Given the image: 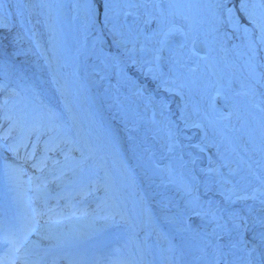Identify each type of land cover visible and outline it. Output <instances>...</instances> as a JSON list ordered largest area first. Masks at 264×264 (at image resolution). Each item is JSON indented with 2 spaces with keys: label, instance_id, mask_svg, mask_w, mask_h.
<instances>
[{
  "label": "bare ground",
  "instance_id": "1",
  "mask_svg": "<svg viewBox=\"0 0 264 264\" xmlns=\"http://www.w3.org/2000/svg\"><path fill=\"white\" fill-rule=\"evenodd\" d=\"M41 3L47 9L60 67L74 85L80 114L94 143L111 155L117 176L128 180L135 213L146 226L147 248L157 264H259L264 246L252 249L253 244L260 245L257 234L264 230V189L258 188V179L264 180V175L250 173L236 155L227 154L230 149L224 137L207 120L213 112L192 116L188 108L193 106L186 104L184 95L192 101V96L201 99L205 94L189 85L178 86L195 70L204 84L217 85L236 116L240 115L242 95L231 88L228 73L219 64L203 18L206 6L200 0ZM196 36L201 40V53H193L190 47ZM141 84L147 91L138 93ZM149 85H154L153 93ZM219 103H226L223 96ZM172 114L177 129L166 125ZM258 119L264 123L260 112ZM232 126L229 120L219 123L231 134ZM234 130L236 134L240 131L238 124ZM61 131L68 133L66 126ZM247 132V144L264 150L253 128L247 126ZM198 134L203 140L197 143V151L187 150ZM170 135H175L174 142ZM25 178L18 175L17 182L26 184ZM94 203L81 206L86 212ZM104 209L103 205L95 208L87 225L98 228L103 218L119 215L114 210L100 215ZM56 229L66 239L62 228ZM44 231L45 239L55 240L47 228Z\"/></svg>",
  "mask_w": 264,
  "mask_h": 264
},
{
  "label": "rangeland",
  "instance_id": "2",
  "mask_svg": "<svg viewBox=\"0 0 264 264\" xmlns=\"http://www.w3.org/2000/svg\"><path fill=\"white\" fill-rule=\"evenodd\" d=\"M200 2L206 6L203 18L209 26L215 44L214 50L219 56V64L228 73L231 88L242 95L241 104L243 105L239 112L240 115L236 116V112H233L229 105V98L219 93L217 87L206 85L202 81H198L197 86L194 88L197 91H202L205 96L201 99H196L199 96H192L193 100L186 103L194 108H188L190 112H193L192 116H196L198 113L208 115V113L213 112V115H209L207 120L211 123L213 130L221 137L225 138L230 134L225 128L223 130L219 128L220 121L222 119L232 121V134L229 137L237 144L239 149L246 152L247 126L253 128L261 143L264 142V123L258 119V112H261L264 118V0H200ZM221 4H225L226 8L219 7ZM241 4L245 7L241 8ZM227 9H231V13ZM46 10L41 0H0V56L11 59L14 65L24 61V65L20 66L24 74L29 77L32 76V85L38 82L41 89L39 98L35 97V102H39L40 105L45 104L46 116L54 115L56 118L60 116L55 122L59 123L61 119H69L74 132L82 134L83 137L88 133L86 123L77 107V97L73 93V84L66 83V74L61 69L60 59L57 58L54 51L53 34L47 22L49 19L45 15ZM189 62L192 65V61ZM1 67L2 65H0V69ZM164 69H166L165 66ZM175 73L179 74L178 72ZM186 77H189L184 80L187 85H192L198 80L194 72ZM26 80L28 79L24 80L25 84L31 86L26 83ZM153 89L152 86V93L154 92ZM133 91L135 92V88L132 89ZM222 96L226 101L223 105L219 103ZM40 98L47 102H42ZM26 100L29 102V98H26ZM212 101H216V104ZM233 101L236 100L233 99ZM18 103L19 101L13 102V105H11V102L8 104L6 108L8 109V112H6L7 119H12V116H15L13 107ZM147 103L149 104L150 101ZM162 104H165V102H162ZM30 107L31 104L28 105L25 112H29L32 109ZM219 107L229 109L232 111L231 115L222 114L219 112ZM60 111L63 113V117ZM151 117L156 118L153 114ZM176 121V116L172 114L171 120L166 125L176 126ZM33 122L36 121L33 120ZM237 124L240 131H237L236 134L234 128L237 127ZM175 126L174 128L177 129ZM206 128L210 134L209 128L207 126ZM165 129H167V126H165ZM170 136L174 142L175 135ZM180 143L182 144L181 141ZM226 143L232 145L229 141H226ZM85 144L90 146L87 141ZM183 144L185 146L184 141ZM86 147L83 145L80 150L82 151ZM189 150H197V148H190ZM262 153V146L256 148L252 159L264 166ZM246 155L243 154L240 157L241 161ZM72 158L73 156H70L68 159L73 161ZM103 159L109 163L110 168L103 161L105 173L104 179L100 183L101 189L106 188L107 183L116 178L110 164L111 156L105 155ZM184 167L187 168V171L191 169L189 166ZM190 172L193 173V171ZM260 172L263 173V171ZM126 191L125 189L119 193L126 199L129 207L123 208L124 216L121 212H118L120 217L115 216V219L111 220L115 222L117 219L120 224L118 230H114V233L124 235L128 233L131 240L134 238L135 241H132V244H134V249L139 251V257L143 260L142 264H157L155 256L147 248L144 239L147 234L146 226L141 224L143 222L141 216H132L134 210L129 200L130 195ZM108 203V200L102 202L108 207L107 209H113V206ZM127 210L129 214L126 212ZM125 215H130L131 219L125 218ZM206 216L208 217V212ZM131 259L135 260L133 257Z\"/></svg>",
  "mask_w": 264,
  "mask_h": 264
},
{
  "label": "snow or ice",
  "instance_id": "3",
  "mask_svg": "<svg viewBox=\"0 0 264 264\" xmlns=\"http://www.w3.org/2000/svg\"><path fill=\"white\" fill-rule=\"evenodd\" d=\"M219 7L221 8H226V5L225 4H221L219 5ZM245 7V5L241 4V8ZM227 11L229 13H231V9H227ZM14 151H17L18 152V148L17 149H14ZM262 224H264V221L261 222ZM258 239L260 241V245H256V244H253V251L258 247V246H264V230H262L261 232H259L258 234ZM6 243H10L9 241H7L6 239ZM15 251H19V247H15L14 248ZM261 260L259 262V264H264V252L261 253ZM0 264H14V261H11L7 258V256L5 257V259L3 261H0Z\"/></svg>",
  "mask_w": 264,
  "mask_h": 264
},
{
  "label": "water",
  "instance_id": "4",
  "mask_svg": "<svg viewBox=\"0 0 264 264\" xmlns=\"http://www.w3.org/2000/svg\"><path fill=\"white\" fill-rule=\"evenodd\" d=\"M192 49L196 52L201 51V40H200L199 36L195 37L193 44H192Z\"/></svg>",
  "mask_w": 264,
  "mask_h": 264
},
{
  "label": "trees",
  "instance_id": "5",
  "mask_svg": "<svg viewBox=\"0 0 264 264\" xmlns=\"http://www.w3.org/2000/svg\"><path fill=\"white\" fill-rule=\"evenodd\" d=\"M4 60H5V58L1 55L0 56V65H2V67H1V69L2 68H4ZM0 80L2 81V83L4 82V80H2L1 78H0ZM4 87H6L5 85H3Z\"/></svg>",
  "mask_w": 264,
  "mask_h": 264
}]
</instances>
